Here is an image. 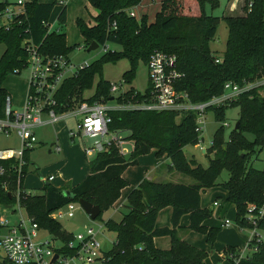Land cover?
Masks as SVG:
<instances>
[{"label": "trees", "instance_id": "trees-1", "mask_svg": "<svg viewBox=\"0 0 264 264\" xmlns=\"http://www.w3.org/2000/svg\"><path fill=\"white\" fill-rule=\"evenodd\" d=\"M87 1L97 13L92 17L93 24L76 19L85 47L91 42H96L98 47L109 42L119 45L120 49L104 52L96 61L63 81L56 94L55 110L58 112L85 100L108 102L113 97L116 103L124 104L141 99L140 92L130 84L137 62L146 63L154 49L176 54L178 69L182 72L178 88L186 92L192 103L219 96L228 81L243 85L264 78V0H251L250 8L249 0H244L241 14L223 17L206 13V7H216L217 0H193L192 13L187 9L180 13L179 0H162L152 22H148L145 15L140 19L131 15L130 10L141 0ZM7 3V0L0 1V9ZM55 3L56 0L50 3L27 0L26 15L21 23L13 24L8 30L0 29V43L5 45L0 56V118L5 117V101L10 96L3 82L8 75L19 73L26 63L27 52L21 43L23 38H31L38 51L49 56L68 57L73 49L66 44L64 32L51 31L47 27ZM65 15L62 9L57 21L64 24ZM221 20L225 22L228 33L225 50L222 56H217L209 43ZM215 58H219V62H215ZM121 59L129 62V68L122 74L128 89L114 95L110 92V82L100 78L94 94L83 97L84 91L92 87L94 74L101 72L102 65L114 64ZM260 90L261 86L253 87L234 100L206 109V112L214 113L217 121H222L226 108L239 107L238 127L231 130L227 139L224 138L223 126L215 130L204 153L208 156L206 167L183 153L184 146L196 145L199 140L195 130L196 113L192 110L109 111V128L128 131L129 137L135 141V149L129 158L119 155L115 147L89 157V173L74 186L56 187L45 181L40 192L26 193L23 181L28 170L30 149L24 150L26 163L20 172L15 158L0 159V212L3 208L20 206L28 217H33L40 229L59 238L62 248L57 252L71 253L67 243L72 240L73 233L62 228L51 214L79 199L98 205L102 214L113 207L121 190L127 186L122 177L124 170L136 165L139 156L155 149L156 157L165 155L169 159L170 170L192 178L195 183L143 179L128 193L126 203L122 205L127 211L122 218L104 221V227L116 234L105 264H203L207 253L179 236L180 219L188 214L186 228L204 233L206 241L213 244L219 228H208L203 224L211 210L201 208L202 192L221 186L226 191V202L235 208V220L240 227H251L245 220L249 204L256 207L264 204V169L253 165L264 147V96ZM246 134H251L252 140ZM223 170L228 172V177L218 182ZM65 189H69L73 196L64 195ZM166 206L171 207L170 226L158 227L157 214ZM257 227L264 232V216L257 220ZM161 236L170 238L169 248L160 249L154 245L153 239ZM225 248L230 252L235 249ZM237 264H264V241L257 243V249Z\"/></svg>", "mask_w": 264, "mask_h": 264}, {"label": "built area", "instance_id": "built-area-1", "mask_svg": "<svg viewBox=\"0 0 264 264\" xmlns=\"http://www.w3.org/2000/svg\"><path fill=\"white\" fill-rule=\"evenodd\" d=\"M250 1L248 8L251 7ZM26 2L27 0L8 2L0 9V29L8 30L13 24L21 23L26 15ZM59 3L62 2L59 1ZM47 27L50 29L49 23ZM25 31L28 32L27 29ZM21 43L27 52L24 68L29 70L23 107L21 111L14 109L11 97L7 96L4 107L5 117L0 118V132L7 134L15 130L21 140V147L18 150L0 149V159L15 158L18 161L19 172L26 163L23 159L24 150L32 149L37 143L34 128L48 124L54 125L68 117L73 119V126L67 129L68 137L71 141L76 138L82 142L83 153L86 157L94 156L109 147H115L119 155L129 158L135 149V141L129 137L128 131L109 128L111 122L109 111L113 109L176 112L192 110L196 113L195 130L200 135L205 129L208 107L225 104L256 86H261L260 92L264 96V78L243 85L228 81L224 84L223 92L219 96L204 102L192 103L186 92L178 88L182 72L178 69L176 54L154 49L146 61L148 87L145 92H140L141 99L115 105H109L100 100L94 102L85 100L72 108L58 112L55 110L56 94L61 84L89 63L85 62L77 66L65 55L42 54L35 47L32 39L28 37L23 38ZM103 47L104 52L109 50L107 46ZM215 62H219V58H215ZM123 83L126 84L124 81ZM119 86L121 84L111 82L110 92L114 94ZM222 126H228V123L223 122ZM124 132L127 133L124 134ZM84 137L94 140L86 145ZM201 139L198 140L197 146L202 141ZM200 148L205 152L206 148L201 146ZM54 149L57 152L61 150L57 144L54 145ZM52 178L53 176H48L47 181L50 182ZM76 204L78 202H70L54 212L56 217L54 213L52 216L57 219L71 218L74 216ZM217 205L219 203L214 201L213 206ZM263 216L264 204L260 207L253 204L248 205L245 220L251 224V227H248L250 232L244 249L238 257L234 256L233 252H223L224 260L229 262L230 259L233 264H237L241 258L249 256L257 249V243L264 241V235L259 233L260 229L257 227V220ZM222 225L229 226L230 221L225 219ZM0 227V264H105L109 260L107 255L109 249L102 248L93 227H88L84 233L73 234L72 240L67 243V247L72 250L71 253L57 252L62 248V243L56 244V240L51 235L42 242L38 241L40 228L32 219L21 218L17 224L12 225L0 216ZM238 227L243 229V227ZM1 229H6V232H2ZM247 250H249L248 253H245ZM54 254H57V258L52 261Z\"/></svg>", "mask_w": 264, "mask_h": 264}, {"label": "rangeland", "instance_id": "rangeland-1", "mask_svg": "<svg viewBox=\"0 0 264 264\" xmlns=\"http://www.w3.org/2000/svg\"><path fill=\"white\" fill-rule=\"evenodd\" d=\"M7 1L9 3L16 2V0ZM53 1L54 0H50V2ZM64 1L68 2V0H63V2ZM161 1L162 0H141L138 5L134 6L130 10V12H133L137 19H140L141 16L145 15L147 21L152 22L154 20L156 12L160 9ZM243 1L244 0H217L218 4L216 7H206V13L217 17L241 14V5ZM70 2L69 19L64 24H61L56 20V16L61 8L59 9L58 7H53L48 21V23L50 24V30L61 31L65 33L66 44L73 47V49L67 54L68 58L73 64L77 66L85 62L90 64L100 58V56L104 53V47L102 45L95 50H86L87 47H85L83 37L80 34L75 21L71 20L70 17L75 12L82 13L84 10L86 19L91 20V22H93V20L87 13L86 9L82 6V0H71ZM179 2L181 5V8L179 9L180 13H184L186 9L189 11V13H192V8L194 7L193 0H179ZM56 5H60L61 7L62 5H64V3H59V0H56L55 6ZM86 6L92 13V8H90L88 5ZM227 33V26L225 22L221 20L217 27L214 38L209 43L210 49L217 56H222L225 50ZM105 46H107V49L113 51H118L120 49L119 45L109 42L106 43ZM4 50L5 45L3 43H0V56L4 52ZM128 68L129 62L126 59H121L114 64H103L101 72L94 74L92 79V87L89 90L84 91L83 97L87 98L94 94L96 84L98 83L100 78L109 81L110 83L114 82L117 85L121 84L118 91L115 92L114 95H117L120 91L127 89L129 85L123 83L122 74ZM28 73V68H22L19 73L8 75L3 82V87L5 88L7 93L11 95L12 107L18 111H21L23 107ZM130 86L141 93L146 91L148 87V73L145 62H137L135 66V74ZM107 104L115 105L116 101L109 100ZM223 114V120L217 121L212 111L207 112L205 129L200 135L198 134V139L202 138V141L198 146L189 144L183 147V153L187 158H194L203 167H206L208 165V156L204 154L205 152H202L200 146L206 149L210 146L215 130L219 127H222L223 122L228 123V126H224L223 128L224 138L227 139L229 133L234 128L236 119L238 118L239 107L233 106L226 108ZM60 123L66 125L67 128L72 127L73 119L72 117H68L67 119L60 121L59 123L54 125L48 124L34 128L37 143L32 147V149L29 150V165L23 181V188L27 192H40L42 185L45 181H47V177L50 173H57L58 171H60L62 172V174H64L65 177V174H67L68 172L74 169L77 170L79 166H82V161L80 160L79 163L78 159L81 150L83 151L82 142L79 141V139L75 138L73 141H69V144H64L62 141V152H56L50 148L51 143L55 142L56 140V132L61 128ZM126 133L127 132H124V134ZM246 136L249 140H252L251 134H246ZM83 140L86 145H89L94 139L84 137ZM59 142L61 143V140ZM20 147L21 140L15 130H11L7 134L0 132V149L11 148L13 150H18L20 149ZM90 158H92V156ZM88 159L89 157H86L85 159H83V161L88 164ZM167 164H170L169 160L167 161ZM253 165L256 168L264 169V147L258 154V160H254ZM38 173H40L43 178H40ZM227 177L228 172L223 170L218 178V182L226 180ZM167 181H173L182 184L195 183V180L183 175L182 173H177L173 177H169L168 179L164 180V182ZM215 200H217V202L219 203L218 206H213V202ZM116 201V206L114 208L111 207L105 210L96 220H91L78 204H76L74 216L71 218L63 217L57 219L55 218L56 213L53 214L55 217H53L52 214L51 217L59 221L62 228H64L66 231L72 232L73 234L78 232L84 233L88 227H93L96 237L101 243L102 248L106 250L110 249L114 245L116 234L112 231H108L104 227V221L109 218H112L115 221H119L127 211L125 207H122L120 205V203H122V195H120V197ZM200 205L202 208H205L207 210H210L212 208L211 215L203 221V224L208 228H219L213 244H210L206 241V236L204 235V233L189 230L186 228L189 222L188 214H184L180 219V238L182 240L184 239V241L188 242L189 244L204 250L207 253L206 259L203 264H233L232 260L229 259V263L222 258L223 252H228V249H226L225 247H234L235 249L232 252L234 253V256L238 257V255L244 249V245L249 236L250 230L248 229V227H243V229H240L238 227L235 220V208L234 206L226 202V193L221 186H213L206 189V191L201 194ZM168 212V210L167 213L166 210H163V212L159 213L157 219L158 227L170 226V217ZM0 216L7 219L12 225L17 224V222L21 218H33L28 217L26 212L21 209L20 206L3 208L1 209ZM225 219H228L230 221L229 226L222 225ZM1 231L6 232V229H1ZM259 233L264 235V232L261 230H259ZM48 238L49 234L46 231L42 229L38 230V241L42 242L43 240ZM53 238L56 240V244L60 242L57 236H53ZM160 241H164L165 243V247L162 248L166 249L169 246L166 242H169V238L167 236L161 237ZM248 251L249 250H247L245 253H248Z\"/></svg>", "mask_w": 264, "mask_h": 264}, {"label": "crops", "instance_id": "crops-1", "mask_svg": "<svg viewBox=\"0 0 264 264\" xmlns=\"http://www.w3.org/2000/svg\"><path fill=\"white\" fill-rule=\"evenodd\" d=\"M37 1L38 2H41V3H50V0H37ZM59 1H61L62 3H64V5H62L61 7H60V5H56V6L54 5V7H58L59 9L61 8L60 11L62 9L65 10V14H66L65 15L66 16L65 17V22H66L69 19V13H70V9H69L70 6L69 5L71 3L70 2L71 0H68V2H65V1L63 2V0H59ZM82 1H83L82 6L86 9V11L89 14V16L91 18L93 16H95L96 13H97V11L89 4V2L87 0H82ZM86 5H88L90 8H92L91 9V10H93L92 13L87 8ZM60 11L58 12V14L60 13ZM130 13L134 17H136L133 12H130ZM58 14L56 16V20H57ZM77 18L83 19L87 24H93V22H91V20H87L86 19V17H85V11L84 10H83L82 13L75 12L70 17V19L71 20H74L75 23H76V19ZM92 20H93V18H92ZM10 97H11V95H10ZM60 124H61V128H60V130H58L56 132V140H55V142H52L51 143L50 148L55 151L54 145L57 144V145L60 146V148H61L60 151L62 152V147H63L62 144L63 143L64 144H69V141H71V140H69L70 138L68 137V133H67V129L68 128H67V126L64 125L63 123H60ZM60 140H61V143L59 142ZM62 141H63V143H62ZM69 147H70V145H69ZM85 158H86V156L84 155L83 151L81 150V153L79 154L78 159H79V163H80V160L82 161V166H79V168L77 170L74 169V170L68 172L67 174H65V177H64V174H62V172H60V171H58L57 173H50L48 176H50V175L53 176V178H52V180H51L50 183L52 185L56 186V187H63L65 184H67L69 182H71V186H74V185L78 184L89 173V164H86L83 161V159H85ZM168 160L169 159L165 155L164 156H161V157H156L155 156V150L152 149L148 154L139 156L138 159H137V164L136 165L127 167L124 170V172L122 173V177L127 181L128 184H127V186H125L121 190V194L120 195H122V203H120V205L122 206L123 204L126 203V197H127L128 193L133 188H135L143 179H147V180H151V181H156V182H164V180L168 179L169 177H173L177 173L179 174L180 172H178L176 170H170L168 168V164H167V161ZM38 175L40 176V178H43L40 173H38ZM53 181H57V182H53ZM167 182H170V181H167ZM171 182H173V181H171ZM173 183H176V182H173ZM25 192L26 193H30V192H27L26 190H25ZM204 192H202V193H204ZM225 193H226V191H225ZM215 201H217V200H215ZM116 202L113 204V208L116 206L115 205ZM200 203H201V199H200ZM163 210H166V213H167V210H168L169 211L168 214H169V217H170V215H171V207L170 206H166V207L162 208L158 212L157 219H158L159 213L160 212H163ZM210 210H212V208ZM157 219H156V226H158ZM161 237H163V236H161ZM161 237H155L153 239V242H154V245L157 248L164 249L162 247H165L164 246L165 243H164V241H160L161 240ZM166 242H167V245L170 246V238H169V242L168 241H166ZM169 246L167 248H169Z\"/></svg>", "mask_w": 264, "mask_h": 264}, {"label": "water", "instance_id": "water-1", "mask_svg": "<svg viewBox=\"0 0 264 264\" xmlns=\"http://www.w3.org/2000/svg\"><path fill=\"white\" fill-rule=\"evenodd\" d=\"M96 48H98V44L96 42H91L86 50L87 51H91V50H95ZM113 97H110L109 100H112ZM239 122L236 121L234 124V129H237ZM204 153V151H202ZM66 185H71V183H67ZM63 194L66 196H73V194L71 193V191L69 189H65L63 190ZM78 204L80 205V207L82 208V210L85 212V214L91 219V220H96L97 217L101 214V209L98 205H95L87 200L84 199H79L78 200ZM57 258V254H54L52 261L55 260Z\"/></svg>", "mask_w": 264, "mask_h": 264}]
</instances>
